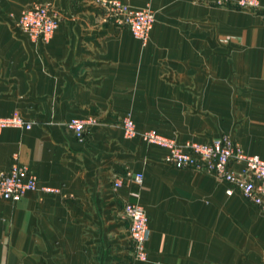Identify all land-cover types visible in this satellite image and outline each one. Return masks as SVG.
<instances>
[{
    "label": "crops",
    "instance_id": "1",
    "mask_svg": "<svg viewBox=\"0 0 264 264\" xmlns=\"http://www.w3.org/2000/svg\"><path fill=\"white\" fill-rule=\"evenodd\" d=\"M100 1L0 0V168H30L40 187L0 200V264H264V210L211 176L165 163L166 150L128 139L155 131L179 144L230 134L264 159V0H118L149 9L142 44L104 20ZM34 4L50 5L52 38L17 28ZM87 119L82 141L66 128ZM141 173L140 186L113 182ZM125 203L148 218L147 261L132 259Z\"/></svg>",
    "mask_w": 264,
    "mask_h": 264
},
{
    "label": "built area",
    "instance_id": "2",
    "mask_svg": "<svg viewBox=\"0 0 264 264\" xmlns=\"http://www.w3.org/2000/svg\"><path fill=\"white\" fill-rule=\"evenodd\" d=\"M253 0H245L252 4ZM104 10V20H110L117 28H127L142 44H145L155 22L149 9H133L118 1H100ZM59 19L50 5L34 4L20 14L17 28L31 41H49L58 28ZM90 121L73 118L66 128L82 141ZM34 124L16 116L0 119V128L13 126L29 130ZM120 127L126 138H140L143 142L166 150V164L180 170H191L211 175L216 181L227 185V193L237 192L250 204L264 210V159L248 155L228 135H222L210 142H188L179 144L175 139L160 135L155 131L139 132L133 121L125 118ZM141 173L126 172L113 182L118 189L123 181L140 186ZM55 192L48 187H40L34 172L23 165H13L5 171L0 168V200L16 203L27 193ZM123 219L127 221L128 239L132 248V259L147 261L146 244L149 236L148 218L145 210L137 203H125L122 207Z\"/></svg>",
    "mask_w": 264,
    "mask_h": 264
},
{
    "label": "rangeland",
    "instance_id": "3",
    "mask_svg": "<svg viewBox=\"0 0 264 264\" xmlns=\"http://www.w3.org/2000/svg\"><path fill=\"white\" fill-rule=\"evenodd\" d=\"M235 5H236V8L238 9V10H240V12H244V13H251L252 14V12H258V10L260 9V3H259V0H253V3L252 4H245V0H237L236 2H235ZM134 123V122H133ZM225 135H228V136H230L234 141H235V139H234V137L232 136V135H230V134H225ZM133 139V138H132ZM236 144H237V142H236ZM240 146V145H239ZM241 147V146H240ZM206 175H208V174H206ZM209 176H211V175H209ZM212 177V176H211ZM213 178V177H212ZM214 179V178H213ZM215 180V179H214ZM216 181V180H215ZM216 182H218V181H216ZM219 183V182H218Z\"/></svg>",
    "mask_w": 264,
    "mask_h": 264
}]
</instances>
